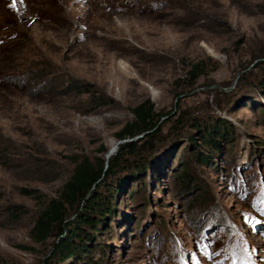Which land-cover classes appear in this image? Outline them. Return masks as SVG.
Instances as JSON below:
<instances>
[{
	"label": "rangeland",
	"instance_id": "1",
	"mask_svg": "<svg viewBox=\"0 0 264 264\" xmlns=\"http://www.w3.org/2000/svg\"><path fill=\"white\" fill-rule=\"evenodd\" d=\"M17 1L3 19L0 0V264H42L36 216L127 140L149 165L103 179L110 213L57 264H264V0ZM141 103L152 135L118 138Z\"/></svg>",
	"mask_w": 264,
	"mask_h": 264
},
{
	"label": "trees",
	"instance_id": "2",
	"mask_svg": "<svg viewBox=\"0 0 264 264\" xmlns=\"http://www.w3.org/2000/svg\"><path fill=\"white\" fill-rule=\"evenodd\" d=\"M132 112L134 120L126 124L116 134L117 137L130 138L143 132L147 137L152 135L151 129L162 116H159L149 103L135 106ZM208 134L209 131L203 132L200 137L209 147H213L215 142L213 138H207ZM150 139L151 137L148 141ZM142 147L145 149L146 142H143ZM136 150V143L132 140L121 143L118 154L111 159L105 171H102L100 165L92 168L85 161L75 165L72 174L62 183L58 196L50 200L39 212L29 232V237L34 242H43L51 236L56 239L53 252L42 260V264H57L67 257L89 251L88 243L92 234L99 229L104 216L111 211L112 193L106 192L111 188L102 194L97 191L98 186L104 185L103 179L114 175L119 167L142 171L145 164L149 165L141 154L129 162L123 158L124 155L138 154ZM195 157L199 164L207 160V155L198 151L195 152ZM13 213L14 211H10V214Z\"/></svg>",
	"mask_w": 264,
	"mask_h": 264
},
{
	"label": "bare ground",
	"instance_id": "3",
	"mask_svg": "<svg viewBox=\"0 0 264 264\" xmlns=\"http://www.w3.org/2000/svg\"><path fill=\"white\" fill-rule=\"evenodd\" d=\"M20 2H16L15 3V6H12L13 5V0H7V2H6V6L7 7H9V12L8 13H4L3 14V19L5 18V19H10V17L11 16H13L14 14H16V13H18V11L20 10V9H18V4H19ZM11 8V9H10ZM20 13V12H19Z\"/></svg>",
	"mask_w": 264,
	"mask_h": 264
},
{
	"label": "snow or ice",
	"instance_id": "4",
	"mask_svg": "<svg viewBox=\"0 0 264 264\" xmlns=\"http://www.w3.org/2000/svg\"><path fill=\"white\" fill-rule=\"evenodd\" d=\"M17 2V0H13V5L12 6H15V3Z\"/></svg>",
	"mask_w": 264,
	"mask_h": 264
}]
</instances>
